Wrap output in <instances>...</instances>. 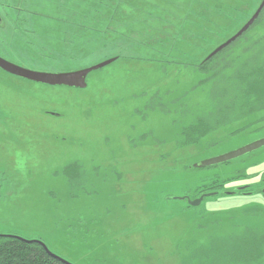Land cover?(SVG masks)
<instances>
[{
    "label": "rangeland",
    "instance_id": "rangeland-1",
    "mask_svg": "<svg viewBox=\"0 0 264 264\" xmlns=\"http://www.w3.org/2000/svg\"><path fill=\"white\" fill-rule=\"evenodd\" d=\"M98 1L0 0L1 58L47 73L114 58L83 88L0 69V234L68 264H264V146L192 167L264 138V102L236 92L240 118L183 132L211 119L222 86L202 79L264 84V7L215 71L197 68L261 0ZM211 183L197 206L178 199Z\"/></svg>",
    "mask_w": 264,
    "mask_h": 264
},
{
    "label": "trees",
    "instance_id": "trees-1",
    "mask_svg": "<svg viewBox=\"0 0 264 264\" xmlns=\"http://www.w3.org/2000/svg\"><path fill=\"white\" fill-rule=\"evenodd\" d=\"M242 35L239 36L237 39H240ZM232 43H234V41L231 42L229 45H231ZM219 52L220 51H218L216 54L212 55L209 58L206 57L205 60H203V62L197 66L198 70L200 72L215 71L216 68H218V66L216 67L214 66V68H212L211 64L212 61L215 59V57L219 55ZM208 65L210 66L208 67ZM219 72L220 71L216 73ZM256 74L258 76L259 74L258 71H256ZM210 76L211 77H208V79H202V80L206 82L211 81L212 82L211 89H213V91L215 90V87L222 86L220 91L216 92V94H212L211 96V99L213 100L212 102L214 104V109L212 111L213 113L211 115V119L209 117V119L205 121L203 117L201 119L197 118L196 121H194L192 124L188 125L183 129L184 130L183 132L186 135H190V133L194 136L197 134L202 135L215 130L217 127L221 125H225L231 121L240 118V114L242 113V111H244L245 106L247 107L248 105L244 100L241 101V103L240 102L236 103L235 99H238V95H236V92L244 93L246 96L251 95L253 96L254 100H257L259 102H264V84L261 80L257 81L256 79H254L250 81L248 76H240L238 78L239 81L236 83V81L234 82L232 80L234 79V77L232 79H228V77H226L227 78L226 85H228L226 88L224 86L225 84L221 85L218 82V78H219L218 75L213 74ZM232 92H234L233 96L230 95V93ZM235 105L238 107L240 111L239 115L238 114L234 115L233 109ZM262 106L263 104L261 105L260 108H262ZM252 111L253 110L251 109V112ZM193 168H198V167H193ZM235 175L237 178L240 174L236 173ZM222 186H223L222 183H213V184L211 183L210 185L207 186L200 185L197 187L198 189L197 194H202L205 192H216L221 190ZM237 192L241 193V191H237ZM0 264H68V263L64 262L58 257L53 256V254L48 253L42 241L39 240L29 241L15 236L0 234Z\"/></svg>",
    "mask_w": 264,
    "mask_h": 264
},
{
    "label": "water",
    "instance_id": "water-1",
    "mask_svg": "<svg viewBox=\"0 0 264 264\" xmlns=\"http://www.w3.org/2000/svg\"><path fill=\"white\" fill-rule=\"evenodd\" d=\"M264 7V0H261L259 6L255 10V12L249 17V19L231 36L229 37L226 41L218 45L211 53L207 56V58L211 57L212 55L216 54L218 51H220L222 48L226 47L229 45L231 42L235 41L239 36H241L257 19L260 11ZM114 58H110L108 60H105L99 64L86 67L83 69H78L72 72H65V73H47V72H35L26 68H23L19 65H16L14 63H11L3 58L0 57V69L3 71L13 74L16 76H20L26 79H30L32 81H38V82H43L47 84H52V85H64V86H70V87H79L83 88L86 86L85 78L86 75L91 72L92 70H96L98 68L103 67L104 65L112 62ZM264 146V138L259 139L257 141H254L246 146L240 147L238 149H235L233 151L224 153L222 155H218L209 159H205L200 161L197 164H193V167H207V166H212L216 165L219 163H224L227 161H230L234 158H237L239 156H242L246 153H249L251 151H254L260 147ZM244 187H239L238 189H243ZM264 192V188L262 189ZM217 192H210V193H203L199 197L191 200L187 198V203L190 206H197L201 201L207 197V196H212L215 195ZM231 192H227V194H230ZM185 197H178V199H184ZM31 241V240H29ZM45 246V245H44ZM45 249H48L45 246ZM52 254V253H50ZM55 256V255H53ZM56 257V256H55ZM65 262V261H64ZM67 263V262H66Z\"/></svg>",
    "mask_w": 264,
    "mask_h": 264
},
{
    "label": "flooded vegetation",
    "instance_id": "flooded-vegetation-1",
    "mask_svg": "<svg viewBox=\"0 0 264 264\" xmlns=\"http://www.w3.org/2000/svg\"><path fill=\"white\" fill-rule=\"evenodd\" d=\"M263 9V8H262ZM248 20V19H247ZM246 22V21H245ZM0 25H3V19H2V17L0 16ZM251 27V26H250ZM249 27V28H250ZM248 28V29H249ZM247 29V30H248ZM246 30V31H247ZM17 65V64H16ZM90 73V72H89ZM88 73V74H89ZM87 74V75H88ZM87 75H86V77H87ZM11 76H14V77H17V78H21V79H23V80H25V81H28V82H30V83H37L38 85H40V84H42V85H46V86H50L51 84H47V83H43V82H38V81H32V80H30V79H26V78H23V77H20V76H16V75H13V74H11ZM85 82H86V78H85ZM64 86V85H63ZM74 88H79V87H74ZM183 197H185L184 199L186 200L187 199V197L186 196H183Z\"/></svg>",
    "mask_w": 264,
    "mask_h": 264
}]
</instances>
